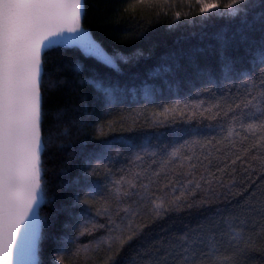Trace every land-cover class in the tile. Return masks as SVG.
<instances>
[{"label":"snow or ice","instance_id":"1","mask_svg":"<svg viewBox=\"0 0 264 264\" xmlns=\"http://www.w3.org/2000/svg\"><path fill=\"white\" fill-rule=\"evenodd\" d=\"M168 2L135 0L130 7ZM246 3L195 0L201 19L235 17L247 12L241 7ZM84 14V0H0V264H40L38 245L45 224L40 209L47 203L45 50L75 46L113 68H118L117 59H130L108 56L84 27ZM180 19L176 12L175 20ZM249 64L250 68L237 70L234 61L224 57L222 83L228 91L207 107L202 100H177L151 113L154 125L175 122L177 117L187 124L220 121L219 138L195 132L171 147L130 145L127 164L120 168L114 165L122 153L114 157L111 141L105 140L99 153L86 158L88 170L73 181L77 187L73 207L81 209L77 223L68 225L75 230L71 238L75 248L62 249L56 260L67 255L71 264H90L103 254V264H116L120 253L140 240L150 223L213 205L216 212L207 220L170 237L163 256L157 255V245L141 264H242L245 253L257 241L264 242V186L257 184L264 178V41ZM201 76L207 87L200 91L217 90L211 71ZM91 83L105 98V111L120 102L118 93L123 90L118 85L102 79ZM61 116L56 113L57 120ZM102 124L97 125L99 137L115 130L108 122V131H99ZM134 128L135 123L125 130ZM69 134L64 128L58 135ZM234 202L239 211L221 215L219 206ZM99 217L105 223H99ZM100 231L104 234L98 235ZM85 236L88 242L79 244Z\"/></svg>","mask_w":264,"mask_h":264},{"label":"trees","instance_id":"2","mask_svg":"<svg viewBox=\"0 0 264 264\" xmlns=\"http://www.w3.org/2000/svg\"><path fill=\"white\" fill-rule=\"evenodd\" d=\"M220 2L222 5L227 0ZM134 3L135 0H84V26L111 56L130 58L128 62L117 59L118 69L85 56L76 48L56 47L46 52L43 131L47 148L43 161L47 203L40 209L45 217L38 245L40 264H71L67 255H62L59 261L56 257L64 248L68 252L75 248L71 243L75 230L68 225L77 223L81 209L73 207L77 195L73 181L88 170V156L99 153L104 141L109 140L112 155L122 153L114 165L120 168L127 164L125 157L130 154V145L146 144L152 149L162 145L171 147L190 139V134L195 132L219 138L220 121L203 119L201 123L187 124L177 117L175 122L154 125L151 113L177 100H202L205 107L215 102L228 91L222 83L224 57L231 58L237 70L250 68L252 54L264 41V0H248L241 5L247 12H239L235 17L212 15L207 19L199 17L195 0L130 7ZM176 12L181 13L179 21L175 20ZM137 52L141 54L135 55ZM207 71L216 77L218 88L213 93L200 91L207 87L201 76ZM94 79L118 85L123 90L118 93L120 102L105 111L106 100L91 83ZM57 112L62 113L59 120ZM101 122L99 131H108V122L115 129L107 137L98 135L97 125ZM133 123L134 130L126 131ZM64 128L70 134L59 136ZM257 184L264 186V178L258 179ZM219 207L224 216L229 210L239 211L235 202ZM215 212L213 205L150 223L143 237L120 253L116 264H141L142 259L156 252L157 245V255L163 256L170 237L184 233L186 226H195ZM97 219L105 223V218ZM103 234V231L98 233ZM88 240L85 236L78 243L86 244ZM90 264H103V254H97ZM242 264H264V242L257 241L245 253Z\"/></svg>","mask_w":264,"mask_h":264},{"label":"water","instance_id":"3","mask_svg":"<svg viewBox=\"0 0 264 264\" xmlns=\"http://www.w3.org/2000/svg\"><path fill=\"white\" fill-rule=\"evenodd\" d=\"M82 23H83V18H82ZM84 25V24H83ZM85 27V26H84ZM85 28H87V27H85ZM88 30H89V32H90V34H91V36H92V38L96 41V43L104 50V52L108 55V56H111V54L104 48V46L93 36V34H92V32L90 31V29L89 28H87ZM56 47H62V48H76L75 46H71V45H67V46H65V45H59V46H56ZM55 47V48H56ZM76 49H78V48H76ZM83 55H85V56H89V57H92V58H94V59H96L97 61H99V62H101V63H103L104 65H106V66H108V67H111V66H109V65H107L103 60H101L99 57H96V56H91V55H89V54H87L86 52H83L82 50H80V49H78ZM48 50L46 49L45 50V52H47ZM111 68H113V67H111ZM114 69H118V68H114ZM37 259H38V256H37Z\"/></svg>","mask_w":264,"mask_h":264}]
</instances>
